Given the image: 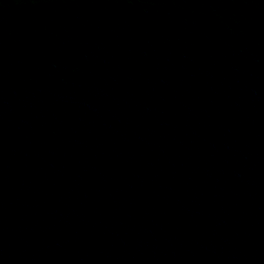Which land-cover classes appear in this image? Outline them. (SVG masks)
<instances>
[{
	"label": "water",
	"instance_id": "95a60500",
	"mask_svg": "<svg viewBox=\"0 0 264 264\" xmlns=\"http://www.w3.org/2000/svg\"><path fill=\"white\" fill-rule=\"evenodd\" d=\"M0 264H264V0H0Z\"/></svg>",
	"mask_w": 264,
	"mask_h": 264
}]
</instances>
